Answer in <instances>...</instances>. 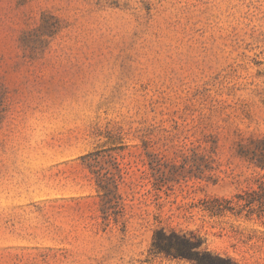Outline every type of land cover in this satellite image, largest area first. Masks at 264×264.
<instances>
[{
    "label": "rangeland",
    "instance_id": "rangeland-1",
    "mask_svg": "<svg viewBox=\"0 0 264 264\" xmlns=\"http://www.w3.org/2000/svg\"><path fill=\"white\" fill-rule=\"evenodd\" d=\"M262 134L264 0H0V264H191L159 228L264 264L263 219L204 210Z\"/></svg>",
    "mask_w": 264,
    "mask_h": 264
},
{
    "label": "trees",
    "instance_id": "trees-1",
    "mask_svg": "<svg viewBox=\"0 0 264 264\" xmlns=\"http://www.w3.org/2000/svg\"><path fill=\"white\" fill-rule=\"evenodd\" d=\"M236 156L260 173L255 188L235 194L230 200L215 198L204 210L212 216L230 213L246 219H263L264 223V134L251 135L236 142ZM202 239L193 232L183 233L159 228L153 236V249L173 259H185L191 264H236L203 247Z\"/></svg>",
    "mask_w": 264,
    "mask_h": 264
}]
</instances>
